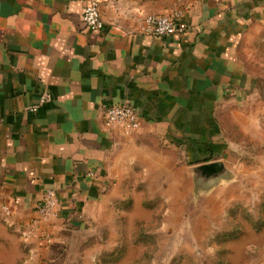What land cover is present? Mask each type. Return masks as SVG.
<instances>
[{
	"label": "crops",
	"instance_id": "1",
	"mask_svg": "<svg viewBox=\"0 0 264 264\" xmlns=\"http://www.w3.org/2000/svg\"><path fill=\"white\" fill-rule=\"evenodd\" d=\"M97 1L99 32L82 23L84 0H0V209H10L8 218L0 210V231L26 226L52 189L58 214L38 225L49 249L147 171L159 154L150 140L176 146L234 91V0ZM173 13L185 34L143 32V16ZM122 104L139 116L130 136L104 125L105 107ZM258 221L234 243L242 264H264Z\"/></svg>",
	"mask_w": 264,
	"mask_h": 264
},
{
	"label": "rangeland",
	"instance_id": "2",
	"mask_svg": "<svg viewBox=\"0 0 264 264\" xmlns=\"http://www.w3.org/2000/svg\"><path fill=\"white\" fill-rule=\"evenodd\" d=\"M234 5V91L204 126L183 131L176 146L150 140L159 154L147 171L120 200L92 208L58 249L38 241L39 226L0 231V264H242L234 243L264 216V0Z\"/></svg>",
	"mask_w": 264,
	"mask_h": 264
},
{
	"label": "built area",
	"instance_id": "3",
	"mask_svg": "<svg viewBox=\"0 0 264 264\" xmlns=\"http://www.w3.org/2000/svg\"><path fill=\"white\" fill-rule=\"evenodd\" d=\"M85 6L82 13V23L92 32L102 29L103 21L100 15V3L97 0H84ZM177 13L169 15H145L141 19L143 32L155 38H172L186 33L187 26L183 22H176ZM50 95L44 93L39 103H45ZM106 127H119L124 135L130 136L140 128V120L137 112L128 104L106 106L103 113ZM58 198L52 189L44 191L40 205L36 208L37 219L30 221L25 229L34 234L38 230L40 222H47L57 214ZM1 211L5 218L9 217L10 209L2 206Z\"/></svg>",
	"mask_w": 264,
	"mask_h": 264
},
{
	"label": "water",
	"instance_id": "4",
	"mask_svg": "<svg viewBox=\"0 0 264 264\" xmlns=\"http://www.w3.org/2000/svg\"><path fill=\"white\" fill-rule=\"evenodd\" d=\"M222 167L221 163L220 162H217V163H208L205 167V169L208 171V172H213V171H216V170H219L220 168Z\"/></svg>",
	"mask_w": 264,
	"mask_h": 264
}]
</instances>
